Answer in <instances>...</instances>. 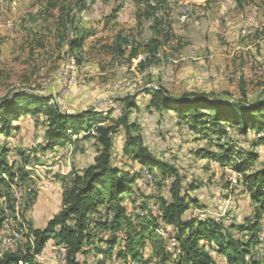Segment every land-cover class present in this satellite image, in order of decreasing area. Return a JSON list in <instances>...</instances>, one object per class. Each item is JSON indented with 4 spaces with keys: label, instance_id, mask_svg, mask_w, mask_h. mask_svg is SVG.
<instances>
[{
    "label": "trees",
    "instance_id": "16d2710c",
    "mask_svg": "<svg viewBox=\"0 0 264 264\" xmlns=\"http://www.w3.org/2000/svg\"><path fill=\"white\" fill-rule=\"evenodd\" d=\"M42 1L49 11H57L56 39L62 51L74 57L80 66L89 36L115 17L113 4L107 13L108 19L103 22L94 14L98 6L93 0ZM158 1L160 5L166 2ZM210 1L206 0V7H194L193 19L210 16L207 9ZM159 11L149 4L141 8L137 13V30L129 22L131 36H119L114 41L113 57L121 65L130 67L141 52L150 55L146 59L148 65L157 67V63L167 61L166 57L159 59L156 55H166L164 44L171 39L169 29L180 26L176 22L164 25ZM143 67L146 63H139L135 71ZM239 85L242 93L238 96L234 92L219 97L200 93L178 96L170 94L165 86L146 90L151 118L155 115L177 117L178 124L188 126L194 134L198 145L189 146L186 155L192 159L193 166L209 171L208 163H200L216 161L223 168L231 167L239 177L237 188L249 198L254 214L245 222L233 224L229 230L215 218L202 219L197 215L207 209H199L198 200L187 192L199 190L201 184L196 180L187 181V175L181 174L176 164L178 161L172 164L157 157L146 145L143 135L135 134L140 119L132 117L138 109L132 98L118 99L123 115L113 121V110L75 108L71 114L46 95L20 91L5 97L0 101V226L2 202L10 203L13 188L29 181L32 170L27 167L40 165L39 153L44 156L58 146H67L66 150L79 142L90 144L94 139L91 144L98 146V156L94 164L74 175L73 184L62 193L61 211L44 228L29 232V224L25 227L21 220L24 210L12 212L14 228L22 233L21 245L4 253L0 264H33V260L41 263L39 258L50 239L64 252L60 264H85L82 258L95 250L108 262L115 254L117 264H149L150 255H145L147 241L158 248L164 263L172 260L175 264H215L206 251L207 245H212L227 264H264V255L262 259H255L259 232L264 230V95L253 99L245 92V84ZM37 117H44L43 141L27 149L11 147L8 141L21 131V121ZM108 122L111 125L107 126ZM228 129L233 130L231 137ZM121 130L126 133L123 156L130 159L129 170L114 166L112 161L114 138ZM146 174L153 183L147 181L141 187L138 180L145 179ZM151 186L157 195L142 191V188L151 190ZM150 200L155 201L161 213L154 205L149 206ZM135 205L140 207L136 209ZM169 234L173 237L176 255L166 248L171 237H165ZM159 235L164 240H158ZM97 245L104 248L98 250Z\"/></svg>",
    "mask_w": 264,
    "mask_h": 264
},
{
    "label": "rangeland",
    "instance_id": "374dc122",
    "mask_svg": "<svg viewBox=\"0 0 264 264\" xmlns=\"http://www.w3.org/2000/svg\"><path fill=\"white\" fill-rule=\"evenodd\" d=\"M131 1H133L134 4H139L146 0ZM197 1L198 2H192L193 11L195 6H199V3L204 1L206 2V0ZM259 2L260 3H257L258 5L256 3H253V6L258 9L261 20L264 19V0ZM17 4L18 3H16V5ZM27 4L28 6H31V8L15 20L13 19V17L10 16L9 11L15 5L12 8L6 10L2 8V13L0 11V17L4 14L5 17H3L7 21L13 22L12 24L15 25V27L17 28H21L24 22L26 21H31L32 23L35 22L37 24L35 28L39 29L36 30V35L34 34V37L39 38L40 36L44 35L47 38V44H44V48L46 49L44 51L37 52L35 51V48L37 47H35L36 45L34 46L36 39L33 37V42L24 43L25 38L22 37L23 43L16 44V49L14 53H10L5 57L0 52V101L3 100L5 97L9 96L10 94L20 91H27L32 92L34 94L49 96L53 99L54 103L58 102L59 106L63 107L64 110L70 111L72 114L74 113L73 111L75 110V108H92L97 111H112L113 105L109 106V104L112 102L116 103L117 98L119 99L122 98V96H131L132 93L133 95H135L137 92H139L138 95H141V100H139L137 112L139 114L151 115L148 113L149 97L146 93V90L149 89L145 88L148 84H153L157 87L169 86L171 87L170 94L178 96L184 93H200L219 97L225 94L231 95L233 92V95L237 96L242 93V86L239 85V81L235 82L224 78L212 79L211 77H209L204 81H200L205 83L211 82L213 80L219 81L221 84H224L220 88H215V86L213 85L207 86L202 84H199L200 86L191 85V87L189 88V84L185 85L184 83H182L185 80L187 81L186 77L180 76L179 73H172V75L170 74V72L167 71L168 69H171L169 66L172 65L168 62L175 61L174 59H172V57H169L167 59L168 62H159L157 63V67L154 66L161 75H159V77H155L157 75L152 76L150 72H146V69H150L149 67L151 66L147 64V61L146 67L139 68L136 71L135 69L138 67L139 64L134 69L131 68V66L129 67L128 65H121V62H119L115 59V57H113V43L119 36H131L132 31L130 29L132 28L129 24V22H131L130 16L129 20H127V23L113 26L112 23L114 21V18L106 23L104 22V20L108 19L107 13L110 12L112 4L114 6V10H116L114 15H116L118 10H122L124 9L125 5H129V0H108L97 7L98 12H94V14L97 16V18L100 17L104 23L97 27V30L92 32L91 36H89V40L91 41L88 40L85 43V48L82 53L84 62L80 66L77 64L74 57L67 55L65 54V52L62 51V48L60 47L58 41L54 42L56 38V17L58 15L57 11H49L46 3L42 0H36V3L34 1H29ZM173 6L177 7L175 3ZM177 9H180V7H178ZM138 11H134V9H132L134 18H136L133 21H137ZM243 13L244 9L242 10L240 15L242 19ZM229 15V11H225L221 14V16H224V21L227 17H229ZM191 17H193V14H190L189 19H191ZM166 29L168 30V28ZM8 30L10 31L9 28ZM169 30L172 39L168 42H173L176 38L174 34V29L170 28ZM100 36H102L101 39L97 38ZM145 55L143 52H141L137 59L139 58L141 60H144ZM187 61L188 60L181 62L177 65H172L175 68L172 67L173 69L170 71L178 72L185 64H187ZM69 62L72 65L74 71L73 73L69 72L67 74L66 65ZM142 62L144 63L145 61ZM254 62L258 64V62H256L255 60ZM85 64L92 65L94 68L97 67L98 71L96 72V75L94 72H92L95 69H92L90 70L91 72H88L85 69ZM250 67L253 70L256 69L251 72L254 73V76L258 75L255 74V71L257 73L260 70L262 71L263 68L254 65V63ZM259 68L260 70L258 71ZM230 71L231 69L227 70L226 68L225 71L219 74H223L225 72ZM101 73L103 74L100 75ZM216 73L211 75H216ZM259 73L262 74L264 72ZM200 76L204 77L207 75L201 74ZM72 78H75L74 81H72ZM257 80H259L258 77L252 81L245 80L247 82L244 83L245 85H243L245 92H247L253 99H260L264 95V82H257ZM164 81L166 84L169 85H166ZM69 82H73V84L69 86ZM220 83L218 85H220ZM68 92H70L69 95H67ZM130 98L133 99V97ZM136 118L140 119V117ZM43 122L44 117H37L36 119L21 121V131L11 137L8 142L12 144L14 148L19 149H27V146H35L36 143H41L43 141L45 131ZM108 123H106L107 126L111 125V122L109 124ZM138 124L139 126L135 131V134L139 133L143 135L146 145L157 157H161L165 160H170L172 164H175L176 161H178V163L176 164H178L177 166L180 168L181 174L187 175V181L196 180L195 182L201 184V188L199 190L187 192L191 198H195L198 200L199 209H207L203 210L204 212L197 213L200 218H215L216 220L222 222L225 227L229 230L232 229L231 226L233 224L245 222V219H247L248 217H253L254 211L252 205L250 204L249 198L244 195V192H241L239 188L234 187L233 181H230V179H232L234 176L238 177L231 167L223 168L216 161L208 162L206 160L204 162L200 161V164L206 165L208 163L210 167L209 171L203 170L201 166L195 167L192 165V159L186 157L188 150L187 148H189V146L198 144L194 142V134L188 130V126L178 124L177 117L162 115L160 119H158V121H151L146 124H140L139 120ZM83 127L86 128L87 125H84ZM227 132L228 137H231L233 130L228 129ZM93 140H91L90 144L87 145H84L83 142L76 143L75 145H73L74 148L72 146H69V148L65 151L63 150L67 146H58L56 147L55 152H53L52 154L49 153L50 155H53L54 153H59L63 151L62 154L66 156L67 150L70 149L69 152H73L71 156L70 154L67 155L68 157L66 158V162H64L65 157L64 159L61 158V163H58L57 159V163L62 164L58 166L64 167V173L67 177H70L69 182L65 184L66 186L63 187V190L64 188L67 190L73 184L74 175L77 172L82 173L90 165L94 164V159L96 158V156H98V146L91 144L92 142H94ZM125 141V130H121L116 134L114 138L112 161L114 166L129 170L132 166L128 161L130 159L123 156V147ZM224 141L225 139H223V142ZM51 165L52 163L50 162L46 165H30L27 167L28 170H36L40 168L45 172L43 179L39 178L37 180L36 178L31 176L29 178V185L25 188L27 201L24 203L25 209L21 220L25 227L27 224H29V232L33 230L32 228H30V222H32V218L34 219L36 227L43 228L45 227V224L47 225V221L51 219L50 217L52 216V214L54 215L55 213H58L60 204L62 208V202H57L59 200L56 201V204L54 208H52V210L50 209L51 205L49 204L50 199L48 197L46 199H41L35 196L38 190H45V188H39V186H41V182L45 184V181L48 183L49 181H51V179L55 178L54 176L47 177L48 173L46 171L51 170ZM225 171H227V173ZM57 176H59V178L60 176L65 178V176L63 175ZM138 184L141 187H144V185L146 186V184L142 181V178L138 180ZM146 189L142 188V191L148 193L149 191L148 189ZM150 194L151 196H155L158 193H153L151 191ZM147 200H149V198L145 201ZM138 202L141 203L142 199L140 198ZM154 202V200H150V202L148 203L149 206H153ZM9 206H12L11 202ZM43 206L45 207L46 212L48 213L46 216H43V210L37 209V207ZM136 207L137 205H135L134 208ZM134 208L132 207V210L137 209ZM13 211L15 210L12 208L11 212ZM262 234L263 231H260V244L257 247L258 253L259 250L262 251L261 256L264 255V239L261 237ZM159 237L161 238L160 235ZM170 237V243L166 245V248L168 251L174 252L176 255L177 253L176 249H174L175 243L172 235L169 234L165 238L169 239ZM158 240L164 239L158 238ZM53 244L57 243L53 239H50L45 249H49L51 245L53 246ZM145 247V255H150L149 258L151 261L149 262V264H175V262L172 260L167 261L166 263L162 262V255L160 254L158 248L155 249V247L149 241L146 242ZM96 248L100 250L104 248V246L97 245ZM213 248L214 247L212 245H207L206 251L208 255L209 253H212L213 257H216L217 259L224 262V264H227L225 257L220 254H217ZM89 249L90 248H87V250ZM21 250L25 253V249ZM214 253L216 255H214ZM82 260L85 262V264H96L98 263L97 261L101 262V264L104 262L106 264L118 263L115 254H113L110 262H108L106 261V257H104L103 255H98L97 250L92 251L88 257H83ZM58 263L59 262H54L52 260V264ZM33 264L45 263H40L36 260H33Z\"/></svg>",
    "mask_w": 264,
    "mask_h": 264
},
{
    "label": "crops",
    "instance_id": "0c3cea01",
    "mask_svg": "<svg viewBox=\"0 0 264 264\" xmlns=\"http://www.w3.org/2000/svg\"><path fill=\"white\" fill-rule=\"evenodd\" d=\"M19 1L21 0H1L0 3L1 13H2V8L6 10L12 8L15 5L12 9L9 10L10 16L13 17V19L15 20L16 18L20 17V15L26 13V11L31 8V6H28L27 4L29 1L30 2L34 1L36 3V0H22L21 3ZM154 1L159 2L158 0H154ZM259 1L262 0H211L207 9L214 15V17L209 16L207 18H196V19H193V17H191L189 21H187L186 23H182L181 27L179 28L177 26L172 27L174 29V34L176 38L175 41L167 42L164 44V48L166 51V55L164 56L166 57V59L172 57V59L175 60L172 62H168L167 60V62L171 63L172 65L180 64L181 62H184L186 60L188 61L187 64H185L178 72L170 71L173 68H175L172 65L169 66L171 69H168L167 71L170 72V74L179 73L180 76L186 77L187 81L185 80L184 82H182V83H187L185 85L191 83L190 81L191 79H189V76H193V75L200 76L201 74L207 75L204 76V80L211 77L212 79L224 78L235 82L243 80V82L240 83H246L247 81H244V77H240V78H234V77H236V75L237 76L239 75L240 70H244V72L246 73L248 72L251 73L252 71L256 70V69L253 70L250 67L253 63L258 67H263L262 71L260 70V68L258 69V71L260 70L259 72H264V19L260 20L259 29L250 32L244 29V22L240 16L246 4L248 3L257 4L260 3ZM150 2L152 1L149 0L143 1L139 4L133 5L132 9H134V11H138L139 9L146 7V5H148ZM192 2H198V1L197 0L196 1L166 0L165 4L162 5L159 4V5L161 7H171L175 3L177 5V8L187 5L191 8V14H193ZM16 3L18 4L16 5ZM198 5L201 7H206L207 4L204 1L199 3ZM225 11H229L230 15L229 17L226 18L224 22H222V24H220L216 18H219L221 14ZM3 16L0 17V23L3 22L9 23L10 21H7L4 18L5 16L4 17ZM196 20H198L201 24L200 29H198V21ZM12 23L13 22L9 23L10 31L8 30L7 27H5L7 30L4 27H0V52L2 53L3 56L6 57L8 54L14 53L16 49V44L23 43L22 37L25 38L24 43L25 42L31 43L33 42L34 38L36 39L34 46L36 45L35 47L37 48L32 47L35 48V51L41 52L46 49L44 48V44H47V38L44 35L40 36L39 38L34 37L36 30L39 29V28L37 29L35 28L37 25L35 22L32 23L31 21H26L24 22L21 28L15 27V25H13ZM133 25H135V30H137L136 28L137 21H133ZM243 29L244 31L242 36ZM88 40L89 38L87 39V41ZM56 41L57 39L55 38L54 42ZM254 60L258 62V64H256ZM135 67L136 66L131 65V68L134 69ZM226 68L227 70L231 69V71L225 72L223 74H219L225 71ZM85 69L88 72L92 69H95L94 71H92L95 73V75L96 72L98 71L97 67L94 68L92 65H88V64L87 65L85 64ZM146 72L148 73L149 70L146 69ZM259 72L256 73L255 71V74L258 75L254 76V79L258 77L259 80H257V82H261V81L264 82V73L261 74ZM215 73L216 75H211ZM102 74L103 73H101L100 75ZM213 76H217V77H213ZM254 79H250L249 81H252ZM219 83H220L219 81L213 80L211 82H206V83L197 82L193 86L196 85L200 86L199 84H202L207 86L213 85L215 86V88L218 87L220 88L222 87V85H224L221 83L220 85H218ZM190 87L191 85L189 84V88ZM165 88H167L168 91L170 92L171 87L166 86ZM138 93L139 92H137L135 95L122 96V97H133L132 101H134V103L137 104V106H139V100H141V95H138ZM114 104L115 102H112L109 104V106H112ZM160 117L158 115H155L152 117V121H158ZM10 146L12 147V144H10ZM63 151H65V149ZM63 151L50 155L53 153L52 152L44 156L42 153H39V156L41 158L40 165H46L51 162L52 165L50 169L52 172L48 177L54 176L55 178L51 179V181L47 183L48 188L46 190H41V189L38 190L35 196L41 199L42 198L46 199L48 197L50 199V203H49L51 205L50 209L54 208L57 200H59L57 201L59 203L62 202V193L66 190L65 188L63 190V187L66 186L65 184L68 183L70 180V177L69 176L67 177L63 171L64 167L58 166L62 164H58L57 159L58 157H61L62 159H64L65 157L64 162H66L67 160L66 158L68 157L67 155L70 154L71 156L73 152L72 151L69 152L70 151L69 149L66 151L67 155L64 156V154H62ZM31 172H32L31 176L36 178L37 180L39 178L43 179L45 175V172L40 168L36 170L32 169ZM57 175H63L65 176V178H63L62 176H60L59 178V176ZM41 184L44 183L41 182ZM39 188H42V186H39ZM37 209L43 210L44 212L43 216H46L48 214L44 206L37 207ZM60 211H61V204L58 213ZM58 213H55L54 215L52 214V216L54 217ZM52 216L50 218H53ZM30 223H31L30 228L32 229L38 228L36 227L33 218H32V222ZM44 226H46V224Z\"/></svg>",
    "mask_w": 264,
    "mask_h": 264
},
{
    "label": "built area",
    "instance_id": "2783aa9c",
    "mask_svg": "<svg viewBox=\"0 0 264 264\" xmlns=\"http://www.w3.org/2000/svg\"><path fill=\"white\" fill-rule=\"evenodd\" d=\"M20 2V1H19ZM138 4V3H136ZM134 4L133 1L129 0V5H125L124 6V10H123V14H120V16L116 17V20H114V22L112 23L113 25H119V24H125L127 22V20H129V16H130V20L133 23L134 20V14L132 13V6L136 5ZM97 6H99L98 4V0H97ZM153 8L159 9L160 11V16L163 19L164 25H167L171 22H176L180 27L182 22H185L186 19H188V13H189V7H186L184 9H177V7L171 6V7H155L153 6ZM245 10V17L243 20L244 22V29L246 27H255V20H256V13H253V3H248L244 6L243 8ZM210 16L214 17V15L212 13H209ZM220 24H222V21H224V16H220L219 18H216ZM198 21V20H196ZM0 27H7L9 28V23L3 22L0 23ZM201 28V24L198 21V29ZM242 30V36H243V31ZM102 36L97 37L99 39H101ZM226 38V37H225ZM251 41V40H250ZM250 59V58H249ZM67 67V74L69 72L73 73L74 69L72 67V65L70 64V62L66 65ZM152 76H155V71L152 73ZM213 77H217V76H213ZM236 77H244V80H250V79H254V73H246L244 72V70H240L239 71V75ZM75 78H72V81H74ZM189 79H191V83H195L198 81H204V77L202 76H189ZM73 82H69L68 85H72ZM66 88V87H65ZM145 88L147 89H153V90H159V88L153 84H148ZM70 92L67 93V95H69ZM133 95V93L131 94ZM125 98V97H122ZM123 115V106L120 102H117L113 105V121L115 119H118L120 116ZM132 117H140V124H146L152 121V118L147 115V114H139L138 112H133L132 113ZM58 163H61V157H58ZM51 170L46 171L48 173V176L51 174L50 172ZM227 173V171H225ZM47 176V177H48ZM239 177L234 176L232 179H230V181H233V185L234 187H238L239 185ZM144 185V184H141ZM42 188H45V190L48 188L47 182L45 181V184H41ZM148 191H153L152 190V186H151V190ZM17 192L21 195V202H22V206H24V200L26 198L22 197V190L21 187L18 186ZM2 204H4V213H6V209H5V200L2 202ZM154 208L157 209L158 213H161V210L157 207V205L154 203ZM164 223V222H163ZM2 231H4V224H1L0 226V238H2ZM176 232L173 231V234H175ZM52 254H59L60 255V259L64 258V252L56 247H50L49 249H45L41 255L43 256V262L45 264H52ZM209 256L214 260L215 264H224V262H222L221 260L217 259L216 257H213L212 254L209 253Z\"/></svg>",
    "mask_w": 264,
    "mask_h": 264
},
{
    "label": "bare ground",
    "instance_id": "6f19581e",
    "mask_svg": "<svg viewBox=\"0 0 264 264\" xmlns=\"http://www.w3.org/2000/svg\"><path fill=\"white\" fill-rule=\"evenodd\" d=\"M93 1L97 4V0H93ZM106 1H108V0H98V4L101 5V4L105 3ZM149 5H151L152 7L153 6L159 7L160 6L158 4V2H154V1L150 2ZM186 7H189V6L184 5V6H181L180 9H184ZM123 10L124 9L118 10V12L116 13V15L114 17V20H116L117 16H120V14H123ZM253 13H256L255 27H246L245 28L246 31L252 32V31H255V30L260 28V14H259L258 9L256 7H254V6H253ZM190 14H191V8L189 9L188 19H186L185 22H182V23H186L187 21L190 20L189 19ZM244 17H245V10H244V13H243V19H244ZM135 19L136 18H134V20ZM148 56H150V55L146 54L144 60H141V59L138 58L132 64L134 66H137L142 61H145L144 63H146V59H147ZM156 56L161 58V59L165 58V56L163 54L162 55L159 54V55H156ZM149 68L150 69H148V70H149V72L151 74L155 71V75H157V76L160 75L159 71L154 66H150ZM142 181L143 182H147L148 181L150 184L153 183L152 178L148 174H146V178L143 179ZM28 185H29V181L24 183V184L18 185V186L21 187L22 197L26 198L24 200V203L27 201L25 188ZM18 186L13 188L14 190H13V193L11 195L10 202H11L12 206H14V210H15L16 213H22V211L24 210L25 205L22 206L21 195L17 192ZM9 204H10L9 202H5L6 213H4V204H3V214H2L1 218H2V221H3L2 223L4 224V231H2V238H1V242H0V258L4 255V253L13 250L17 245H21V240H22V233L20 231L15 230V228H14L13 214L11 212ZM261 237L264 239V230H263V234L261 235ZM51 247H56L58 249H61L60 246L58 247V246L53 245ZM261 252L262 251L259 250V253L258 252L255 253V259L256 260H259L262 257L261 256ZM214 255H216V254L214 253ZM52 258H53L52 260H54L55 262H59L58 264H60L61 261H62V259H60V255L59 254H52ZM39 260L41 262H43V256H41L39 258Z\"/></svg>",
    "mask_w": 264,
    "mask_h": 264
}]
</instances>
